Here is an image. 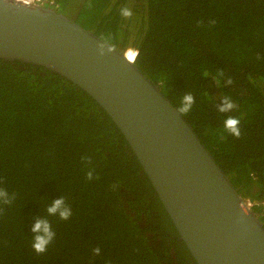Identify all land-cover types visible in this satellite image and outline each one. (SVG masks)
<instances>
[{"label": "trees", "instance_id": "obj_1", "mask_svg": "<svg viewBox=\"0 0 264 264\" xmlns=\"http://www.w3.org/2000/svg\"><path fill=\"white\" fill-rule=\"evenodd\" d=\"M55 2L114 48L134 50L174 107L194 95L183 119L264 227V0ZM225 96L231 113L217 110ZM228 115L241 120L239 139L223 129ZM0 189L11 201L0 202V264H196L106 112L65 78L18 61L0 60ZM59 198L72 215L48 217L56 238L37 254L33 224Z\"/></svg>", "mask_w": 264, "mask_h": 264}, {"label": "water", "instance_id": "obj_2", "mask_svg": "<svg viewBox=\"0 0 264 264\" xmlns=\"http://www.w3.org/2000/svg\"><path fill=\"white\" fill-rule=\"evenodd\" d=\"M127 50L51 8L0 0V60L50 70L106 112L196 264H264L258 216Z\"/></svg>", "mask_w": 264, "mask_h": 264}, {"label": "clouds", "instance_id": "obj_3", "mask_svg": "<svg viewBox=\"0 0 264 264\" xmlns=\"http://www.w3.org/2000/svg\"><path fill=\"white\" fill-rule=\"evenodd\" d=\"M121 15L124 17H130L132 13L129 9H122ZM212 23L214 24L215 21H212ZM205 75H207V73H205ZM219 77H224V71L222 69L219 71ZM215 82L217 87L221 86V81L219 78H216ZM223 83L224 86H230L234 83V81L229 76L226 80H224ZM195 103L196 100L194 95L191 92H186L181 96L179 105L175 107V111L181 116L186 115L192 110ZM236 107L237 105L232 100V98L230 96H225L217 105V110L220 113H231ZM223 129L229 135L239 139L242 135L241 120L238 117L228 115L224 119ZM87 176L88 179L91 180L92 172H88ZM0 202H11L8 199V193L4 189H0ZM46 212L47 216L36 219L32 227L34 237L31 247L37 254L46 253L49 249V246L56 238V233L48 217L58 216L60 220L66 221L69 220L72 215V210L70 207L66 206L64 198L54 200L50 205L47 206ZM93 251L96 255L100 254L99 248H96Z\"/></svg>", "mask_w": 264, "mask_h": 264}, {"label": "built area", "instance_id": "obj_4", "mask_svg": "<svg viewBox=\"0 0 264 264\" xmlns=\"http://www.w3.org/2000/svg\"><path fill=\"white\" fill-rule=\"evenodd\" d=\"M15 1L28 4V5H34V6H54L55 5V0H15ZM246 204L251 209L252 203L249 201H246Z\"/></svg>", "mask_w": 264, "mask_h": 264}, {"label": "bare ground", "instance_id": "obj_5", "mask_svg": "<svg viewBox=\"0 0 264 264\" xmlns=\"http://www.w3.org/2000/svg\"><path fill=\"white\" fill-rule=\"evenodd\" d=\"M16 2H17V1H16ZM19 3H21V2H19ZM33 6H34V5H33ZM41 7L51 8V9H53V10L56 11L58 5H57L56 2H55V5H54V6H41ZM56 12H57V11H56ZM126 55H127V58H128L129 61H134V58H135L136 52H135L134 50L129 49V50L126 51Z\"/></svg>", "mask_w": 264, "mask_h": 264}, {"label": "flooded vegetation", "instance_id": "obj_6", "mask_svg": "<svg viewBox=\"0 0 264 264\" xmlns=\"http://www.w3.org/2000/svg\"><path fill=\"white\" fill-rule=\"evenodd\" d=\"M173 258V257H172ZM174 261H175V259H174ZM173 264H175L174 262H173Z\"/></svg>", "mask_w": 264, "mask_h": 264}]
</instances>
